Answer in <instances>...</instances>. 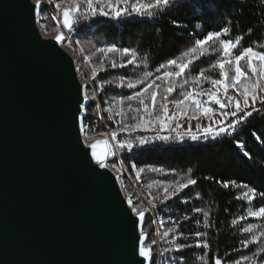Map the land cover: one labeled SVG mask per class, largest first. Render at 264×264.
<instances>
[{"label":"trees","instance_id":"16d2710c","mask_svg":"<svg viewBox=\"0 0 264 264\" xmlns=\"http://www.w3.org/2000/svg\"><path fill=\"white\" fill-rule=\"evenodd\" d=\"M57 2L61 3L59 11L55 8ZM71 2L72 0H51L50 3V0H43L39 25L44 34H53L58 30L52 17L58 16L62 22V9ZM79 2L83 3V0ZM189 3L193 7H181ZM201 4L207 9V15H204L199 7ZM85 11L86 6L81 7V12ZM174 19L178 21L175 26L172 23ZM197 23L206 30L230 26L231 35L225 34L221 39H231L235 43L236 37L242 36L238 47L234 49L236 54L242 47L249 46L254 50L264 51V0H174V5L169 9L163 12L154 11L152 19L132 17L128 21H106L103 18L84 15L77 18L73 40L80 58L88 59L85 64L86 73L92 77V85L87 86L86 92L89 95L96 94V99L89 100L86 107L85 124L90 126L102 120L103 123L98 124L96 133L104 134L107 129L116 130L117 146L121 142L129 141L135 145L131 150L118 147V154L125 174L131 180L149 186L147 203H154L155 198L164 194L165 188L175 190L178 182L186 183L190 178L199 182L197 186L180 191L178 197L164 200L156 206L150 205L149 210L131 188L126 175L120 174L127 197L140 210L145 211L144 228L149 234L148 242L155 241L157 233L161 236L159 243H155L153 247L154 264H173L174 260L175 264H179L180 256L184 257L187 264H206L214 256H219L224 264H232L237 259L241 260V264H249L253 253L259 248H264V219L247 217L252 204L244 200L243 194L249 189L233 187L225 190L216 184V180H235L264 191V120L260 115L256 114L247 122L239 124L231 136H220L217 140L198 144L185 141L184 146L165 144L161 141L140 146V137L152 140L156 134L141 131L129 134L121 131L125 124L138 123L133 117L143 114L142 109L140 112L136 111L141 108L138 99L128 101L127 97L141 91L152 81L162 86L155 89L158 92L159 112L160 98L165 95L164 87L171 78H163V72L168 69H161V72L157 73L156 67L162 63L166 64L168 59H187L184 53L194 46ZM112 45L136 51L138 64L112 68L113 61L120 64L130 58L120 53L105 55L99 51ZM221 56L220 43L211 44L210 50L205 52L203 57L195 59L191 72L186 77L188 83L182 88L177 87L169 100L182 98L181 93L194 87L192 76L197 70L207 69V76L219 78V71H211L210 64ZM146 71H152L153 75L145 80V84L134 89L127 88L129 80L143 78ZM93 73L96 74L95 77ZM81 75L83 79L86 78L85 73ZM157 75L162 78L155 80ZM121 78L125 80L123 87L119 86ZM176 80L177 83L183 82L182 78ZM207 88H210L208 81L198 90ZM152 90L144 94L149 97V106ZM227 119L229 117H225V120ZM245 151L250 154L249 157L243 155ZM116 163L117 158L113 160L112 165L115 166ZM205 176L214 179L204 180ZM254 203L259 205L264 203V199L257 193ZM196 208L202 211L197 213ZM203 211L210 213V229L203 228ZM153 214L159 215L160 221L154 220ZM241 215L245 216L243 221L239 219ZM234 219L238 223L232 226ZM197 220L199 224L196 223ZM246 228H250L251 233H246ZM196 231L209 233L202 239L209 241L210 249L192 247L181 252L174 251L176 243L195 245ZM165 232L169 235L164 236ZM253 236L260 240L259 245L253 242L249 248H243L240 241L245 238L251 241ZM234 248H239L240 251L236 252ZM168 249L173 250L167 251ZM245 255L249 257V261L242 260Z\"/></svg>","mask_w":264,"mask_h":264},{"label":"water","instance_id":"95a60500","mask_svg":"<svg viewBox=\"0 0 264 264\" xmlns=\"http://www.w3.org/2000/svg\"><path fill=\"white\" fill-rule=\"evenodd\" d=\"M25 3L0 0V264H130L129 198L74 121L76 60Z\"/></svg>","mask_w":264,"mask_h":264},{"label":"snow or ice","instance_id":"6c2138e0","mask_svg":"<svg viewBox=\"0 0 264 264\" xmlns=\"http://www.w3.org/2000/svg\"><path fill=\"white\" fill-rule=\"evenodd\" d=\"M51 3V0H50ZM43 0H36L34 6H28L27 0L24 4L25 7L28 8L29 12L34 13V16L40 15L42 10ZM123 5V7H121ZM174 5V0H150V2L144 3L141 0H115L113 4V0H83V3H80L79 0H72L71 3L68 4L67 7L62 9V27L69 31L72 30L76 19L80 16H89L93 18H103L106 21H128L132 17L139 18H148L152 19L154 16V11L163 12L169 9ZM86 6V11L81 12V7ZM193 7L190 3L187 5H181V7ZM203 10V14L207 15V9L203 4L199 6ZM55 8L59 11L61 10V3H55ZM194 10V8H193ZM196 18V17H194ZM198 19V18H197ZM52 20L56 21L59 25L61 23V18L58 16H53ZM173 25H177L178 21L173 20ZM239 23V22H238ZM196 36L193 41V45L188 51L184 53L186 60L183 59H168L166 64L162 63L158 67H156V72H161V69H168L163 72L164 77L171 78V81L164 87L165 95L160 98L159 103V112H157V100H158V92L155 89H159L162 87L152 81L148 83L146 87H144L141 91H136L134 95H129L127 97L128 101H133L138 99V103L141 108L136 109L137 112H140L142 109L143 114L138 117H133L134 120H137L138 123L134 124H125L121 131H126L131 134L138 129L148 130L153 128L154 126H158L160 131L168 130L169 135H155L152 140H149L147 137H140L138 139V143L140 146H144L146 144L152 143L154 141H161L165 144H176L180 146H184L185 141H190L192 143L197 142H206L208 140H217L220 136H231L236 132V128L239 124L245 123L248 121L250 117H253L256 114L260 115V118L264 120V100H260L258 93L264 91V84H260L259 81L262 77H264V51L254 50L252 47H242L238 54L234 52V49L238 47L239 41L242 39V36L236 37V42L234 43L231 39H221L225 34L230 33V26H224L221 28H210L204 29L200 23H197L195 26ZM249 35H251V31L249 30ZM67 37L62 33L55 37V41L57 44L64 42ZM220 43L222 47V56L220 59L215 60L210 64L212 69H219V78H212L206 75L207 69L201 71L197 70V72L193 73L192 83L194 87L191 90L181 93L182 98L169 100V97L176 91L177 87L182 88L184 84L188 83V79L186 78L188 73L191 72V69L195 63V59L197 57H203L205 52L210 50L211 44ZM101 53L107 55L108 53H120L122 56L130 57L124 63L118 64L113 61L111 63L112 68L117 67H128L138 64V56L137 52L124 47L119 48L115 45L109 46L106 49H99ZM253 57L257 58L259 64H255L253 62ZM247 59V66L249 71L251 72V76L248 75L247 72L242 70L240 62L242 60ZM226 65L229 68H234V76H229L226 71ZM147 67V65H145ZM95 73L93 76L95 77ZM153 75L152 71H146L144 73L143 78H139L135 81L129 80L127 82L128 89H134L138 85L145 84V80ZM255 77V84L246 83V81H251L252 78ZM162 77L157 75L155 80H160ZM176 78H182V83H177ZM243 78V79H242ZM206 81L210 82L211 88L208 89L207 93L202 90H198L201 85H203ZM111 83V82H110ZM125 84L124 78H121L119 82V86L123 87ZM87 86H84L86 89ZM231 87L235 89L237 92H240L241 87L244 91L241 93L243 96L244 107L241 108L239 105V101L236 102L235 111H228L231 106L232 98L227 97V103H225L224 99L221 98L219 94L220 89H224L225 92L228 88ZM150 89H153L150 92V101L151 106H149L148 100L149 97L145 96V93H148ZM215 89V90H213ZM84 89H82L83 91ZM207 96V100L201 99L202 96ZM96 94L93 93L89 95L86 91L83 95V103H79L77 105V112L73 113L74 121L79 129L81 134H84L87 129V125L85 124L84 117L80 116V112L86 111V104L89 100H95ZM249 99L251 100V104H249ZM175 104L178 112L176 114L169 113L168 104ZM190 105L194 106L197 112H201L204 115L213 114L216 109H214L211 105L219 106V109L222 110L220 115L222 117H229V119L225 120L223 123L217 124L216 128H206L203 130V133L200 132V125H197V131L194 133L191 130L185 132L180 131L181 125L179 123H175L177 116L184 117L185 119L191 120L197 118L193 113L189 115L186 109H182L181 106ZM119 114V113H118ZM111 119V117H109ZM175 123V128H173V124ZM175 132V135H171L172 132ZM112 139H117V133L115 131L112 132ZM238 143V141H237ZM87 144V141H85ZM135 145L129 142H121L119 143V148H128L131 150ZM241 147L243 145H240ZM91 149V158L95 163L101 168H105L106 163L105 159H102L100 155L97 154L96 144H92L89 146ZM87 155V153H85ZM115 155V152H113ZM245 157H249V153L245 151L243 153ZM141 171H143L141 169ZM155 171H160V169H155ZM214 179L211 176H205L204 180H212ZM198 181L194 178H190L186 181V183L178 182V187L173 191L169 192L167 188L164 189V200L171 199L173 197H178L180 191L185 188H189L190 186H197ZM216 184L221 186L223 189L227 190L230 188H247L248 192L243 194L244 200L249 201L252 204V207L249 208L247 212L248 218H260L264 219V203H260L256 205L254 201L256 200L257 193L259 196L264 199V191L258 190L255 187H250L246 183H238L235 180H216ZM236 199H240L236 197ZM128 204V209L125 211L128 215L135 216L134 223L138 229V234L135 237V243L131 249L132 259L130 264H154V253L153 247L155 245V241L148 242L149 234L145 231L144 222H145V211L140 210L131 199L126 201ZM195 211L200 213L202 210L200 208H196ZM204 229H210L212 224L209 221L210 213L208 211H203ZM240 221L245 219V216H240ZM199 224V220L196 221ZM238 223L237 220H232V226H235ZM246 233H251L250 228L244 229ZM209 233L204 231H196V243L195 245L188 243H176L174 251L181 252L184 249L196 247L201 249H210V243L207 239H202V237L208 236ZM169 233L165 232L164 236H168ZM256 243L259 245L260 240L255 236L252 237V240L249 241L247 238L240 241L243 248L247 249L250 247L251 243ZM173 249H168L167 251H171ZM236 252H239V248L233 249ZM138 257V258H137ZM203 259V257H201ZM242 260L249 261V257L247 255L242 256ZM175 264V260L173 261ZM179 264H187L186 260L183 256L179 258ZM206 264H224V261L219 256H214L210 262H206ZM232 264H241V260L237 259L232 262ZM249 264H264V248H259L258 251H255L252 255Z\"/></svg>","mask_w":264,"mask_h":264},{"label":"rangeland","instance_id":"374dc122","mask_svg":"<svg viewBox=\"0 0 264 264\" xmlns=\"http://www.w3.org/2000/svg\"><path fill=\"white\" fill-rule=\"evenodd\" d=\"M114 2H115V0H113V4H114ZM141 2L147 3V2H150V0H141ZM121 7H123V5H121ZM54 22L57 24L56 21H54ZM57 26H58V30L55 33L48 34V35L45 34V36L46 37H51V36H54L56 34H62L63 33L67 37V39L64 42L61 43L62 47L64 49H66L68 52H70L73 55V57L75 58L76 64H77V67H78V72H79V75H80V78H81V82L85 86L92 85V82H91L92 77L86 73L85 64L88 62V59L85 60V59H81L80 58V56L77 53L76 46H75V43H74V40H73V33H74L73 29H74L75 26H73L71 31H69L67 29H64L62 27V22L59 25L57 24ZM252 59H253L254 65L255 64H259V61H258L257 58L253 57ZM240 64H241L242 70H244L245 72L248 73L249 76H251L252 74L249 71L248 66H247V59L242 60L240 62ZM213 70L214 69L211 68V71H213ZM217 70L219 71V69H217ZM226 71L228 72L229 76H234V74H235L234 73V68H229L227 65H226ZM82 73H85V75H86L85 79L82 78V75H81ZM163 78L165 80H169L170 79L168 77H163ZM246 83L255 84L256 83L255 77H253L251 81H246ZM259 83L260 84H264V77H262L260 79ZM211 87L212 86L210 84V88ZM189 89H192V88H189ZM208 89L209 88H207L205 90H202V91L207 93ZM213 90H215V89H213ZM243 91H244V89L242 87L240 89V92H237L235 89H233L231 87H229L226 92H225L224 89H220L219 90V94H220L221 98L224 99L225 103L228 102L227 99H226L227 97H231L232 98L231 106L228 109V111H235L236 102L237 101H239V105H240L241 108L244 107L243 96L241 95V93ZM258 96H259L260 100H264V91L259 92ZM201 99L206 101L207 100V96L206 95L202 96ZM249 104H251V100L250 99H249ZM211 106L214 109H216V111L213 114H208V115H204L201 112H197L194 106H190V105L181 106L182 109H186L187 110L189 115H192L194 113L197 118L188 120V119H185L184 117L177 116V119H176L175 123H179L182 126L180 131L186 133L187 131L191 130L192 132L195 133L197 131V127L196 126L200 125L201 126L200 132L202 134L204 129L209 128V127L216 128L217 124L223 123L225 121V117H222L220 115V112L222 110H220L219 106H217V105H211ZM99 110L101 111V109H99ZM168 110H169L170 115L171 114H176L178 112L175 104H173V103H169L168 104ZM175 123L172 125L173 128H175ZM114 131L118 134V131H116V130H114ZM136 131L147 132V133L156 134V135L157 134H159V135H161V134L162 135H169L170 134L167 129H165L164 131H160L158 126H154L153 128L148 129V130L138 129ZM112 132L113 131H110V130L107 129L104 134H98V133H91V132H89V130L86 129V132L83 134V138H84L85 141H87V143H90V142H95L96 143L97 150H98V152H100V154L102 155L103 159H105V163H106L107 167L110 168L111 170H113L117 174V176L119 177V180L121 182V185H122L120 174L121 173L125 174V170H124V167H123V165H122V163L120 161V158H119L117 139L116 140L112 139V135H111ZM171 135H175V132L173 131L171 133ZM211 141H213V140H208L206 142H211ZM206 142H197V143H194V144L206 143ZM108 145L110 146V148L108 147ZM113 152H115V155H113ZM115 158H117V163H116L115 166H113L112 162H113V160ZM126 179L129 182L131 188L136 193V195L140 198V201L144 205L148 206L149 210H151L150 209L151 208L150 205H155L156 206L157 203H160V202L164 201L165 193L160 195V196H158L157 198H155L154 199V203H147L146 194L149 193V186H146L143 183L135 182V181L131 180L127 175H126ZM141 186H143L145 188V192L142 193V197L139 195V189H140ZM168 191L169 192H173L174 190H168ZM142 199L144 201H142ZM155 215L156 214H153V218L155 217ZM154 220H156V219L154 218ZM160 238H161V236L157 233L156 236H155L156 243H159Z\"/></svg>","mask_w":264,"mask_h":264},{"label":"built area","instance_id":"2783aa9c","mask_svg":"<svg viewBox=\"0 0 264 264\" xmlns=\"http://www.w3.org/2000/svg\"><path fill=\"white\" fill-rule=\"evenodd\" d=\"M99 123H103V121L101 120L99 122L94 123V125L87 126V130H89V132H91V133H96L97 126H98ZM108 147L110 148L109 145H108ZM144 192H145V188L143 186H141L140 189H139V195L142 197V193H144ZM142 201H144V200L142 199ZM154 218L157 221H160L161 217L159 215H155Z\"/></svg>","mask_w":264,"mask_h":264},{"label":"bare ground","instance_id":"6f19581e","mask_svg":"<svg viewBox=\"0 0 264 264\" xmlns=\"http://www.w3.org/2000/svg\"><path fill=\"white\" fill-rule=\"evenodd\" d=\"M94 143H95V142H90V143H87L86 145L88 146V145H92V144H94ZM96 151H97V149H96ZM97 154L100 155L101 158L103 159V157H102V155L100 154V152L97 151Z\"/></svg>","mask_w":264,"mask_h":264}]
</instances>
